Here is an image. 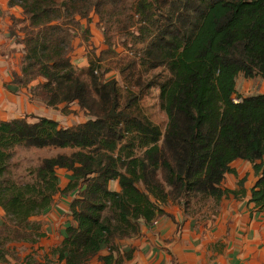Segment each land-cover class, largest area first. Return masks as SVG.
Instances as JSON below:
<instances>
[{"label":"trees","instance_id":"trees-1","mask_svg":"<svg viewBox=\"0 0 264 264\" xmlns=\"http://www.w3.org/2000/svg\"><path fill=\"white\" fill-rule=\"evenodd\" d=\"M7 4L22 12L10 27L23 45L11 83L48 107L76 103L86 119L66 127L28 114L0 119V264H38L35 253L46 247L41 216L56 198H69L68 221L46 264H124L134 249L123 250L118 242L137 236L142 226L167 215L182 227L184 219L165 211L170 202L189 214L192 204L212 198L211 216L223 198L240 199L248 190L247 201L264 208V92L233 96L239 73L264 81V0ZM92 14L98 16L94 35ZM79 34L109 50L116 40L130 43L132 57L120 71L139 88L144 83L135 67L168 72L162 81L146 83L159 87L163 132L135 105L128 84L99 73L103 53H95L84 72L73 65L69 53ZM19 146L70 152L43 157L16 177L11 158ZM237 160L251 166L255 181L249 188L247 176L238 177L233 167ZM58 169L70 173L65 181ZM227 174L236 176L238 188L223 186ZM18 247L26 251L22 258Z\"/></svg>","mask_w":264,"mask_h":264},{"label":"crops","instance_id":"crops-1","mask_svg":"<svg viewBox=\"0 0 264 264\" xmlns=\"http://www.w3.org/2000/svg\"><path fill=\"white\" fill-rule=\"evenodd\" d=\"M13 17H22L21 8L8 6L7 0H0V119L26 115L36 107L35 101H29L25 89L11 83L12 72L19 73V58L23 51V45L10 34ZM90 30L91 35L96 34L97 24L91 25ZM29 119L31 121L32 118ZM233 167L238 177L247 176L246 184L251 187L255 178L250 164L237 160ZM57 173L63 181L70 174L64 169H58ZM236 179L235 175L227 174L223 186L238 188ZM113 185L112 188L116 189L117 184L114 182ZM248 196V190L246 196L240 199L229 195L221 200L220 208L214 215L205 217L191 216L179 205L170 202L165 211L179 222L184 219L180 223L182 227L178 228L167 215L160 216L150 228L142 226L137 236L118 242L123 250L134 249L133 258L124 264H264V208H257L248 202ZM50 208L41 216L46 233L41 243L46 247L38 248L35 253L38 264H46L47 258L53 259L50 248L63 236L64 226L61 234L51 226L61 218L54 211L47 213ZM65 218L68 221L67 213ZM35 247L38 245L35 244ZM86 264L101 263L90 260Z\"/></svg>","mask_w":264,"mask_h":264},{"label":"rangeland","instance_id":"rangeland-1","mask_svg":"<svg viewBox=\"0 0 264 264\" xmlns=\"http://www.w3.org/2000/svg\"><path fill=\"white\" fill-rule=\"evenodd\" d=\"M97 20V21H96ZM98 16L92 14V18L90 19L89 26L96 23L98 25ZM78 37V41L76 40ZM75 40V41H74ZM74 43L72 45V50L74 53H69V57L73 63V65L78 69L84 72L86 69L87 62L89 63L90 59H92L96 54L103 53L100 60L102 64H100V72L103 74L107 73L111 77H115V79L119 82L120 85L128 84L133 92L136 93V103L135 105L140 108L141 113L146 115L153 123L157 124L161 131L163 132L167 123V118L164 111L160 108L159 105V87L157 85H152L150 87L146 86V83L151 79H157L162 81L164 78L168 76V72L162 68H154V69H145L143 68L139 72V68L135 67L134 72L137 76H140L141 81L144 83L142 88L135 86L130 80H125L124 77L127 73L121 72L120 68L124 65V61L132 57L131 52L128 47H130V43L127 45H123L119 42V40L114 41L111 49H108L106 43H100L97 46H93V44L89 40H85L80 34L77 35L74 39ZM102 45V46H101ZM93 48V49H92ZM103 51V52H102ZM138 51V50H135ZM86 59V62L84 60ZM99 75V74H98ZM108 75V76H109ZM109 76V77H110ZM103 77V75H102ZM236 92L233 95L234 99L237 100L242 96L257 94L264 92V81L258 76L254 77H245L242 73H239L236 77ZM124 88H126L124 86ZM125 90V89H124ZM40 97V96H39ZM29 101L33 102L36 107L33 108L31 113L28 115L34 116H44L52 119L58 120L60 126L66 127L70 125H75L78 122L84 121L86 119L85 114L78 108L76 103H70L68 105H59L58 107H48L43 101L39 98H34ZM66 109V111H64ZM35 118L32 119L34 121ZM69 149H53V148H33V147H25L19 146L13 150V155L11 158V163H13V173L16 177L25 175V169L27 167L36 166L40 159L46 156L55 155L57 153H69ZM61 179V178H60ZM113 183L111 184L112 188ZM117 188V185L115 186ZM56 202L52 205V207L47 211V213L55 212L57 213V217L60 216L61 219H58V222H55L54 226L56 227V231L61 234L62 226H65L66 218H65V209L68 205V198H56ZM215 201L212 198H208L203 202L198 204H192L189 208H187V212L196 217L197 215L202 217V215L208 216L213 209V205ZM54 205L59 207L63 214L56 211L54 209ZM65 206V207H63ZM0 211V222L3 220V216ZM55 230V229H54ZM2 234V233H1ZM9 249V248H8ZM24 248L18 247L17 251L19 253V257L24 255ZM15 263V262H14ZM19 264V262L17 263Z\"/></svg>","mask_w":264,"mask_h":264}]
</instances>
